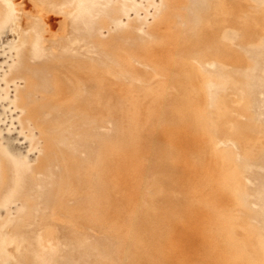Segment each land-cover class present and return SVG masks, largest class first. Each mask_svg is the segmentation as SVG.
<instances>
[{
    "label": "bare ground",
    "instance_id": "bare-ground-1",
    "mask_svg": "<svg viewBox=\"0 0 264 264\" xmlns=\"http://www.w3.org/2000/svg\"><path fill=\"white\" fill-rule=\"evenodd\" d=\"M183 1L144 33L120 25L133 0L24 15L10 77L42 148L28 164L0 145V209L24 212L0 222L3 264H264V0ZM59 6L94 56L46 29ZM14 14L0 0V35Z\"/></svg>",
    "mask_w": 264,
    "mask_h": 264
},
{
    "label": "rangeland",
    "instance_id": "rangeland-1",
    "mask_svg": "<svg viewBox=\"0 0 264 264\" xmlns=\"http://www.w3.org/2000/svg\"><path fill=\"white\" fill-rule=\"evenodd\" d=\"M189 1L190 0H184L183 4L189 3ZM245 2H249L250 4L255 3L253 0H245ZM10 3L15 6L16 14L13 15L12 20L9 22L10 25L8 24L0 35V135H3L5 138L2 140H8V144L11 143L13 146L15 145L14 153L6 150L12 157L16 156V158L18 157L22 161L28 160V164H33L39 156L40 149L42 148V141H40L41 139L37 129L35 127L33 128V124L30 125V128L32 127L34 134H32L30 129H24L21 125L20 120L23 111L21 107L18 106L17 99L24 82L21 77L12 76L11 78L10 76L17 69L15 64L17 59L14 50L19 48L23 41V34H25L27 32L26 30L29 28L27 24L28 21H26L28 19L24 18V15L26 13L33 14L34 23L37 22L38 18L34 10L35 0H10ZM133 4L136 7L135 10L124 13L120 25L123 26L136 23L134 22L135 19L137 22H144V25L138 26L137 29L138 33H144L146 24L150 23L157 16V12L161 8V0H133ZM49 10L45 12L43 16L46 29L54 33V35H58V33L61 34L64 30L68 32V46L66 48L68 49V54H75L82 57L94 56L96 54L94 48L90 44L84 43V38H77L74 36V26L71 21L74 12L73 6H59L50 8ZM181 13L183 15H189V10L183 8L181 9ZM108 28H102L103 37L107 36L108 31L113 30L115 27ZM50 50H52V48L47 44V49L45 48L44 52L49 54L51 52ZM244 57L246 58L247 55H244ZM246 59L249 60L248 57ZM261 99L264 100L263 90L256 94V100ZM248 114L253 115L252 112ZM1 143L0 140V145ZM1 147L5 148L6 146L1 145ZM18 202H20L19 199H15L4 207L3 212L0 211V222L7 219L11 221L13 218L23 215L24 212L21 210V202ZM9 230L10 227L8 231ZM15 248H17V246L13 245L10 250L16 251ZM0 264H3L1 260ZM4 264L16 263L8 262Z\"/></svg>",
    "mask_w": 264,
    "mask_h": 264
},
{
    "label": "flooded vegetation",
    "instance_id": "flooded-vegetation-1",
    "mask_svg": "<svg viewBox=\"0 0 264 264\" xmlns=\"http://www.w3.org/2000/svg\"><path fill=\"white\" fill-rule=\"evenodd\" d=\"M5 26H7V24H5ZM6 29V27H4V29L2 30V32ZM5 139L3 135H0V140H1V145H5L6 150H8L9 152H13L15 150V145L13 146V144L9 143L8 144V140H2ZM7 144V145H6ZM1 212L4 211V207L0 209ZM8 263V262H7Z\"/></svg>",
    "mask_w": 264,
    "mask_h": 264
}]
</instances>
